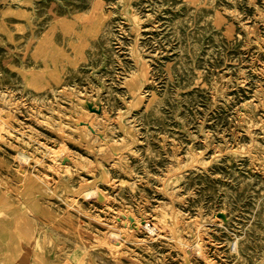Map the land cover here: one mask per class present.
Masks as SVG:
<instances>
[{
  "label": "rangeland",
  "instance_id": "obj_1",
  "mask_svg": "<svg viewBox=\"0 0 264 264\" xmlns=\"http://www.w3.org/2000/svg\"><path fill=\"white\" fill-rule=\"evenodd\" d=\"M65 258L264 264V0H0V264Z\"/></svg>",
  "mask_w": 264,
  "mask_h": 264
},
{
  "label": "bare ground",
  "instance_id": "obj_2",
  "mask_svg": "<svg viewBox=\"0 0 264 264\" xmlns=\"http://www.w3.org/2000/svg\"><path fill=\"white\" fill-rule=\"evenodd\" d=\"M94 191V190H93ZM90 192V191H89ZM86 194V193H85ZM108 209V206L106 205L105 206V208H103V210H107ZM129 217H131V216H129ZM122 219H125L126 220V226H128L127 225V223L128 224H130V222H128L129 221V218L126 216V215H124V217L122 218ZM125 222V221H124ZM130 228V227H129ZM88 231V230H87ZM148 231H150L151 233H152V229H148ZM73 235H74V238L76 239V240H78L79 242H82L83 244H85L84 243V238H83V235H82V232H81V230L80 229H77V227H75L74 229H73ZM87 233V232H86ZM88 233H89V231H88ZM92 233V232H91ZM117 233L116 232H112V233H109L108 235L110 236V235H113V236H115ZM105 238V237H104ZM111 240V239H110ZM113 242V241H112ZM114 243H116V242H114ZM114 246H113V248H114V252H117L116 253V255H115V258H118V256H117V254L119 253V252H121L122 251V248H120V246H118L117 244H113ZM119 262H121V261H119ZM70 263V261H69V259L68 258H65L62 262H60L59 264H69ZM122 264V263H121Z\"/></svg>",
  "mask_w": 264,
  "mask_h": 264
}]
</instances>
